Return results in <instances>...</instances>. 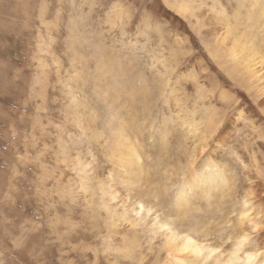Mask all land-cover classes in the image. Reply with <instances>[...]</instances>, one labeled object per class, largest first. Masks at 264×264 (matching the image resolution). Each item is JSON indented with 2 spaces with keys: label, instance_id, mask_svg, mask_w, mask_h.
Wrapping results in <instances>:
<instances>
[{
  "label": "rangeland",
  "instance_id": "obj_1",
  "mask_svg": "<svg viewBox=\"0 0 264 264\" xmlns=\"http://www.w3.org/2000/svg\"><path fill=\"white\" fill-rule=\"evenodd\" d=\"M235 44L249 88L212 53ZM263 102L264 0H0V264H165L139 229L131 251L102 244L137 203L228 256L242 206H264ZM208 165L225 183L204 193ZM253 236L239 253H264Z\"/></svg>",
  "mask_w": 264,
  "mask_h": 264
},
{
  "label": "bare ground",
  "instance_id": "obj_2",
  "mask_svg": "<svg viewBox=\"0 0 264 264\" xmlns=\"http://www.w3.org/2000/svg\"><path fill=\"white\" fill-rule=\"evenodd\" d=\"M176 9L180 13L190 15L189 9L183 4L177 5ZM220 52L222 51L217 48L212 51L214 56L222 58L223 64H227L228 66V63L231 61V67H228V70L234 77L239 80L240 83L243 84V87L245 86L246 88H249L250 77L248 75H250V73L252 72H248L247 68L246 71L240 69V61L244 58H247L246 55L249 53V50L243 46L235 44L234 47L230 48L227 51V53L222 52V54H220ZM258 91L260 92V90ZM260 109L262 112H264L263 108ZM204 124L206 133V135H204L205 139H212L214 137H211L212 134L218 128H216L215 117L212 113H209L205 116ZM77 127L84 130L83 126L77 125ZM218 132V137L226 136L224 130H220ZM219 146L221 147L223 145ZM201 151V149L198 150V155ZM197 153H195V155ZM126 156L128 157L127 164L129 166L138 164L139 158L133 150L128 149L126 151ZM194 158L195 156L192 157V160L190 162L191 165H193ZM85 171V166H82L81 170L78 171V176L81 179L84 178ZM197 181L201 188H203L204 193H207V188L209 187V185L212 186L216 183L218 187H222L225 183V178L223 176V167L208 165L203 170V172L196 175L193 183ZM263 183L264 182H262V186L264 185ZM257 186L258 187L256 189H252L251 187V190L249 192L247 191L244 193L242 198H244L243 202L245 204L246 202L250 201L251 195L259 196L257 193H262V190L260 189L262 187L261 184ZM190 187H192L191 183ZM186 193L187 192L185 191L178 193V200H181V203H179L180 205H184L187 201H189V195L187 196ZM116 198L117 196H115V193L112 192L109 194L107 202H109L111 206H108V204H106V210H108L109 207L115 208L117 206L118 208L123 209V206L118 205L119 202H116ZM250 211L251 210H248L245 207L243 208L242 206L241 217L237 221V228H239L241 232L235 239V242L233 243V249L228 256H224L218 248L203 244L198 237L192 234V232L182 233L179 230H175L173 225L166 222H160L157 218L147 221V218L151 215V210L141 203L135 204L134 207L128 212L123 211L119 216V219H114L113 215L110 214V217L108 218V222L106 224L108 235L107 237H105L102 244L106 248L112 247L111 235L117 234L119 236L118 245L122 248V250L125 252L131 251L135 248V237H133L132 234H136V229H139L140 232L146 233V237L150 241H157L162 244V248L164 249L166 255L165 264H264V253L261 255L256 252L239 253L240 249H243L247 239L251 238L255 240L254 237L256 235L253 237L252 235L256 234L258 231L260 232V230L262 231V228H264V206L256 210L255 216L251 215L252 213ZM250 216H253L254 218H251ZM243 225H246V227H243ZM246 229H249V232H246ZM129 237L131 238L129 239ZM125 242H127L126 245L124 244ZM151 245L152 242L149 244V246ZM258 245L259 244L256 243L255 240V243L251 244V246H248V250H259Z\"/></svg>",
  "mask_w": 264,
  "mask_h": 264
}]
</instances>
